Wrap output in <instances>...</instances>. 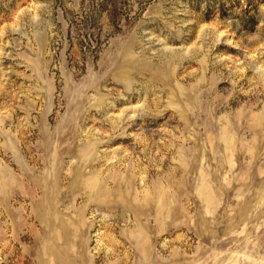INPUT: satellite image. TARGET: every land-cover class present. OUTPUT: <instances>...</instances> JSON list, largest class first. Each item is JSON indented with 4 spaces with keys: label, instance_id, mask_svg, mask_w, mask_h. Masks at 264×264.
<instances>
[{
    "label": "rangeland",
    "instance_id": "obj_1",
    "mask_svg": "<svg viewBox=\"0 0 264 264\" xmlns=\"http://www.w3.org/2000/svg\"><path fill=\"white\" fill-rule=\"evenodd\" d=\"M0 264H264V0H0Z\"/></svg>",
    "mask_w": 264,
    "mask_h": 264
}]
</instances>
